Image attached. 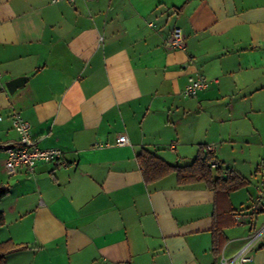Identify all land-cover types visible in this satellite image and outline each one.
I'll list each match as a JSON object with an SVG mask.
<instances>
[{
	"label": "crops",
	"instance_id": "1",
	"mask_svg": "<svg viewBox=\"0 0 264 264\" xmlns=\"http://www.w3.org/2000/svg\"><path fill=\"white\" fill-rule=\"evenodd\" d=\"M174 27L182 48L169 45ZM198 73L211 83L184 96ZM12 112L67 166L9 175L0 150V242L15 245L4 264H219L264 225V196L251 208L264 162V0H0V144L16 138ZM122 134L129 145L115 144ZM208 144L223 177L247 180L228 195L218 255L214 192L175 172L145 182L136 158L182 166ZM245 264H264V231Z\"/></svg>",
	"mask_w": 264,
	"mask_h": 264
},
{
	"label": "built area",
	"instance_id": "2",
	"mask_svg": "<svg viewBox=\"0 0 264 264\" xmlns=\"http://www.w3.org/2000/svg\"><path fill=\"white\" fill-rule=\"evenodd\" d=\"M52 1L56 2L59 0ZM65 1L72 2L74 0ZM100 40H102V37L99 38V41ZM169 45L174 49L182 48L184 46V38L179 28H173ZM210 83L211 80L203 74L198 73L196 75H191L188 77L183 88V95L187 97L196 96L199 91L206 89ZM10 119L12 128L16 133V138L10 139L4 149L6 153L4 169L7 174L13 175L19 172L32 173L35 166L41 162L59 164L64 167L67 166V162L63 159V151L60 148H40L37 146L35 140L30 134V123L23 118L20 113L12 112L10 114ZM115 144L118 146L129 145V140L126 135L122 134L117 137ZM205 147L208 153L215 152L213 145L208 144ZM211 166L216 168L219 166V163L213 159ZM259 173L261 174V179L256 188L254 202L251 205L252 210L258 208L259 203L264 196V162L259 166ZM244 217L245 213H239L237 215V223L240 225L249 223ZM247 217H249V215ZM263 231L264 225L251 232L246 237L238 251L230 257L222 256L219 264H245L251 261L254 245Z\"/></svg>",
	"mask_w": 264,
	"mask_h": 264
},
{
	"label": "trees",
	"instance_id": "3",
	"mask_svg": "<svg viewBox=\"0 0 264 264\" xmlns=\"http://www.w3.org/2000/svg\"><path fill=\"white\" fill-rule=\"evenodd\" d=\"M6 145L7 143L0 144V150L5 149ZM203 151L191 163L182 166L171 165L148 150L140 151L136 158L145 182L155 181L171 172H175L178 184L203 182L207 188L214 192L216 206L213 227V252L218 255L225 241L222 232L225 224H221L219 220L233 217V208L229 204L228 195L230 192L244 186L247 180L233 171H228L227 175L223 177L219 166L214 170L211 169L210 164L215 158L214 154L208 153L206 147H203ZM7 192L8 187L0 185V200ZM3 224L4 216L0 213V226ZM13 248H15V245L10 242H0V264H4L5 254Z\"/></svg>",
	"mask_w": 264,
	"mask_h": 264
},
{
	"label": "water",
	"instance_id": "4",
	"mask_svg": "<svg viewBox=\"0 0 264 264\" xmlns=\"http://www.w3.org/2000/svg\"><path fill=\"white\" fill-rule=\"evenodd\" d=\"M27 77H17L14 79L9 80L6 83V88L9 93H13L19 86L23 85L26 81Z\"/></svg>",
	"mask_w": 264,
	"mask_h": 264
}]
</instances>
